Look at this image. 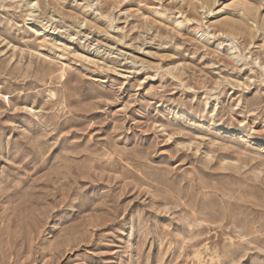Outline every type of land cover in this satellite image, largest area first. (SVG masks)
Instances as JSON below:
<instances>
[{
	"label": "rangeland",
	"instance_id": "rangeland-1",
	"mask_svg": "<svg viewBox=\"0 0 264 264\" xmlns=\"http://www.w3.org/2000/svg\"><path fill=\"white\" fill-rule=\"evenodd\" d=\"M0 264H264V0H0Z\"/></svg>",
	"mask_w": 264,
	"mask_h": 264
},
{
	"label": "bare ground",
	"instance_id": "bare-ground-1",
	"mask_svg": "<svg viewBox=\"0 0 264 264\" xmlns=\"http://www.w3.org/2000/svg\"><path fill=\"white\" fill-rule=\"evenodd\" d=\"M33 7H35V4H34V5H32V8H33ZM31 12H32V11H31ZM30 17H32V13H30Z\"/></svg>",
	"mask_w": 264,
	"mask_h": 264
}]
</instances>
